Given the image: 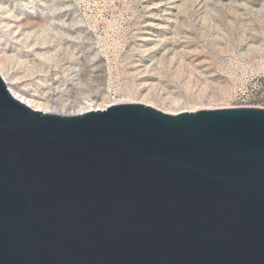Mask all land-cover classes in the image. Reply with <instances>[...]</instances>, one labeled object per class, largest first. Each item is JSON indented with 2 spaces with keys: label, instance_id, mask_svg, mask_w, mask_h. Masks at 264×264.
Returning <instances> with one entry per match:
<instances>
[{
  "label": "water",
  "instance_id": "water-1",
  "mask_svg": "<svg viewBox=\"0 0 264 264\" xmlns=\"http://www.w3.org/2000/svg\"><path fill=\"white\" fill-rule=\"evenodd\" d=\"M0 264H264V108L59 115L0 75Z\"/></svg>",
  "mask_w": 264,
  "mask_h": 264
},
{
  "label": "rangeland",
  "instance_id": "rangeland-1",
  "mask_svg": "<svg viewBox=\"0 0 264 264\" xmlns=\"http://www.w3.org/2000/svg\"><path fill=\"white\" fill-rule=\"evenodd\" d=\"M0 74L48 104L264 108V0H0Z\"/></svg>",
  "mask_w": 264,
  "mask_h": 264
},
{
  "label": "bare ground",
  "instance_id": "bare-ground-1",
  "mask_svg": "<svg viewBox=\"0 0 264 264\" xmlns=\"http://www.w3.org/2000/svg\"><path fill=\"white\" fill-rule=\"evenodd\" d=\"M4 82L7 84L6 81ZM8 90L12 94V96L16 98L18 101L31 107L32 109H35L41 112H46V113H54V114H59V115H74V114L83 113L89 109H94V110L105 109L106 107L109 106V104L95 106L92 103H89L87 101H81L76 104H70V102L69 103H66V102L55 103L54 102L53 104H50V103L48 104V103H42L30 97L26 98L25 96H22L19 92H17V90L15 91L14 89L9 88V86H8ZM170 114H174V113H170Z\"/></svg>",
  "mask_w": 264,
  "mask_h": 264
}]
</instances>
